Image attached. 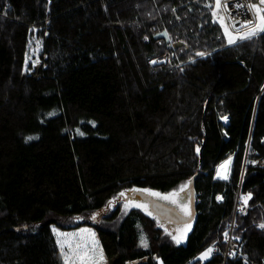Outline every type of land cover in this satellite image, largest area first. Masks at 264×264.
<instances>
[{
	"label": "trees",
	"instance_id": "trees-1",
	"mask_svg": "<svg viewBox=\"0 0 264 264\" xmlns=\"http://www.w3.org/2000/svg\"><path fill=\"white\" fill-rule=\"evenodd\" d=\"M215 8L0 0V264H64L52 226L78 264H264V32L229 44ZM196 174L191 231L118 202Z\"/></svg>",
	"mask_w": 264,
	"mask_h": 264
},
{
	"label": "rangeland",
	"instance_id": "rangeland-1",
	"mask_svg": "<svg viewBox=\"0 0 264 264\" xmlns=\"http://www.w3.org/2000/svg\"><path fill=\"white\" fill-rule=\"evenodd\" d=\"M223 1L224 0H220V7H221V5L223 6ZM258 6V5H257ZM220 7H219V9H220ZM260 8H262V9H264V5H260L259 6ZM218 12H221V10H218ZM252 12H253V14L256 16V14H255V11L252 9ZM219 23H221V25H223L224 26V31H225V28H227L228 29V33L232 36V38H234L235 39V42L237 41V40H239L240 38V36H243L246 32H244L243 34H237L238 32L237 31H233V26L231 25V24H229L224 18H223V20L221 21V20H217ZM247 32H248V30H247ZM257 32H259L260 33V31H257ZM226 35V34H225ZM226 37L228 38V36L226 35ZM38 41V40H37ZM34 42V45H33V49H32V54H30L29 56V59H35V60H37L38 59V57H39V55H38V47H37V43L38 42ZM168 57V56H167ZM167 59H165V61H166ZM164 61V62H165ZM156 63H162V62H160V58L159 59H157L156 61H155ZM223 122L225 123V124H227V120H225V118L223 119ZM230 158H231V160L233 161V159H234V157L232 156V157H229V158H227L226 160H224L221 164H223L224 162H228V161H230ZM220 164V165H221ZM218 167H219V165H218ZM218 167H217V170H216V175H217V172H218ZM215 177H217V176H215ZM136 191H140V190H134L133 192H136ZM132 192V193H133ZM132 193H130V194H127V193H125V195L123 196V197H119L118 198V202H122L121 203V205L122 206H125V207H127V208H130V207H134V205H141V207H138V208H140V209H143V210H145V211H149V212H151V209L149 208V203L148 202H146L145 200H142L140 197H138V196H136V195H133V196H131V194ZM173 194V193H172ZM172 194H169V195H161V196H168L169 197V199H159V198H157L156 196H154V198H156V199H158V200H160V201H162V202H164V203H166V204H169V205H172V206H175V207H177L180 211H182L184 214H186V212H185V210L184 209H186L187 210V213H189V209H188V205H187V202L189 201V194H187V192H185V191H183V192H177V193H175V195H172ZM173 201H175V202H173ZM247 202V201H246ZM243 203L244 202H242L240 205H243ZM112 207H113V205H112ZM136 208V207H135ZM190 214V213H189ZM189 214H186V215H189ZM98 216H100V215H98ZM92 218H94V217H92ZM261 224H264V222H262V223H260V225ZM165 225H166V227H170V225L167 223V221L165 222ZM261 228V227H260ZM52 229H53V232H54V234H55V237H56V240L58 241V240H60V241H62L63 242V254H62V256H63V259H64V257H65V255L66 256H68L69 257V264H78V261H77V259L75 258V256H73V255H71V254H69V252L67 251V247H66V243H65V240H64V238H63V234H62V232H61V230H59L58 228H56L55 226H52ZM264 229V228H263ZM183 231H191L192 230V226L191 225H189V224H187L186 225V227H184L183 229H182ZM59 245V248H60V250L59 251H61V245L60 244H58ZM212 249V248H211ZM208 250V249H207ZM206 250V251H207ZM206 251H204L203 253H205ZM214 251H215V249H214ZM62 253V252H61ZM202 253V254H203ZM213 253V252H212ZM202 254H200V258L198 259V260H200V259H202L201 257H202ZM212 256V255H211ZM211 257H209V259H210ZM197 259V258H196ZM209 259H207V260H209ZM205 258H203L201 261H207ZM160 263V262H159Z\"/></svg>",
	"mask_w": 264,
	"mask_h": 264
},
{
	"label": "built area",
	"instance_id": "built-area-1",
	"mask_svg": "<svg viewBox=\"0 0 264 264\" xmlns=\"http://www.w3.org/2000/svg\"><path fill=\"white\" fill-rule=\"evenodd\" d=\"M249 5H261L259 0H224L223 6L221 5L220 9L215 8L217 15L214 17L215 20H220V17H223L229 24L233 26V31H237V34H243L249 30V27H242L241 25L245 24L248 21H256V16L252 12V8ZM221 10V12H218ZM167 56L160 58V62L165 61ZM251 164L256 166L264 165L263 159H258ZM233 229V226H232ZM228 248L230 251H235L237 246L233 244L232 240H229Z\"/></svg>",
	"mask_w": 264,
	"mask_h": 264
},
{
	"label": "snow or ice",
	"instance_id": "snow-or-ice-1",
	"mask_svg": "<svg viewBox=\"0 0 264 264\" xmlns=\"http://www.w3.org/2000/svg\"><path fill=\"white\" fill-rule=\"evenodd\" d=\"M259 2L261 5H264V0H259ZM215 5H216V8L218 9L220 7V0H215ZM209 7H211V5H209ZM249 7L255 11L256 21L255 22L248 21L245 24L241 25L242 27H249V25H251V27H249L248 32H246L243 36L239 37L240 39L251 38V36L256 35L257 31L264 32V9L258 7L257 5H249ZM212 15L215 17L217 15L216 11H213ZM220 20L222 21L223 17H220ZM225 34L228 36V43L229 44L235 43V39L232 38V36L228 33L227 28H225ZM165 35H166V33H165ZM197 55H203V54L197 53ZM153 63H155V61H153ZM226 119L227 118L225 117V120ZM28 139H33V137H29ZM197 152H199V149H197ZM220 167L223 169L225 167V165H221ZM220 178L221 179H227V176H220ZM185 187H186V185L181 186L180 191H183ZM124 195H125V193H123V192L120 193L121 197H123ZM149 195L156 196L159 199H169L168 196H161L159 193H155V192H151V193H149ZM172 195H175V193H173ZM247 199H248V197H245V202L247 201ZM173 202H175V201H173ZM134 206L135 207H141V205H134ZM184 210H185L186 214H189V213H187L186 209H184ZM260 227L264 228V224H261ZM225 236H227V233H225ZM173 239L176 241L177 244H179L181 242V237L174 236ZM57 243L61 245V252L63 254V242L58 240ZM141 245L145 246V247L147 246V241L143 236H141ZM211 251H212V249L209 248L205 253L202 254L201 258L202 259L206 258L211 253ZM101 259H102V253H101ZM64 264H69V257L66 255L64 257ZM82 264H83V262H82ZM90 264H95V262L92 261V262H90Z\"/></svg>",
	"mask_w": 264,
	"mask_h": 264
},
{
	"label": "water",
	"instance_id": "water-1",
	"mask_svg": "<svg viewBox=\"0 0 264 264\" xmlns=\"http://www.w3.org/2000/svg\"><path fill=\"white\" fill-rule=\"evenodd\" d=\"M164 33L157 34L155 38H159L163 36ZM198 177V174L194 176L193 179H191L190 182V207H191V213L189 215L184 214L182 211H180L177 207L166 204L151 195H148V193L144 191H136L131 194V196L136 195L140 197L142 200H145L149 203L151 211L158 216L162 221L170 222L174 225L180 226V225H187L194 221L196 217V195H195V182Z\"/></svg>",
	"mask_w": 264,
	"mask_h": 264
},
{
	"label": "crops",
	"instance_id": "crops-1",
	"mask_svg": "<svg viewBox=\"0 0 264 264\" xmlns=\"http://www.w3.org/2000/svg\"><path fill=\"white\" fill-rule=\"evenodd\" d=\"M227 118V124L229 123V118L228 117H226ZM226 124V125H227ZM232 160H231V158H230V161H229V170H228V173H227V179H221L220 177H216L215 179H218V180H222V181H227L228 180V178H229V176H230V170H231V166L230 165H232ZM217 176V175H216ZM213 253H214V249H213ZM213 253H212V255H213ZM212 257V256H211ZM200 257H198L197 259H199ZM200 260H202V259H200ZM202 262H205V261H202Z\"/></svg>",
	"mask_w": 264,
	"mask_h": 264
},
{
	"label": "bare ground",
	"instance_id": "bare-ground-1",
	"mask_svg": "<svg viewBox=\"0 0 264 264\" xmlns=\"http://www.w3.org/2000/svg\"><path fill=\"white\" fill-rule=\"evenodd\" d=\"M212 252H213V249H212L211 253L205 258L206 260L209 259V257H211ZM159 262H160V264H164L162 260H160Z\"/></svg>",
	"mask_w": 264,
	"mask_h": 264
}]
</instances>
